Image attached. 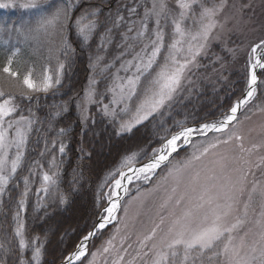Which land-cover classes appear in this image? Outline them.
<instances>
[{
  "label": "trees",
  "instance_id": "16d2710c",
  "mask_svg": "<svg viewBox=\"0 0 264 264\" xmlns=\"http://www.w3.org/2000/svg\"><path fill=\"white\" fill-rule=\"evenodd\" d=\"M52 3L67 2L54 0ZM141 6L138 0L86 1L78 9L71 10L67 29L60 35L56 34V51L37 49L30 40H22L5 31L4 39L8 38L9 43L7 46L0 44V84L10 89L5 96L15 97L22 114H26L33 123L21 165L0 196V245H3L0 247V264H63L97 226L108 201L110 182L106 184L105 178L126 157L143 148H147L144 157L133 164L147 162L153 151L163 144L150 145L162 122L190 118L192 121L187 126L191 127L214 122L246 93L249 53L235 57L227 44L217 43L200 60L199 67L189 73L191 82L182 88L170 105L144 125L128 133L123 132L122 124L128 120L127 115L111 119L104 111V105L110 98L107 89L113 79V68H107L124 52L123 43L128 46L131 11L136 7L139 10ZM263 10L259 8L254 12L255 22L251 29L264 32L261 30L264 26ZM92 11L97 12L99 30L87 43L72 24L81 16L77 14ZM31 14L20 8L0 9V25L5 29L13 24L17 26ZM118 15L123 20H118ZM250 34L235 36L230 42L231 47L244 43ZM16 49L18 53L13 56V70L20 76L14 79L2 69ZM61 63L65 77L48 93H31L28 95L31 99H28L17 91H11L26 72H36L47 66L54 71ZM260 75V81H264V70ZM88 88L94 92V103H87L85 92L87 94ZM257 103H264V83L261 82L256 100L241 112L239 120ZM216 138L218 135H210L195 141L193 146H208ZM61 146L64 147L63 153L59 151ZM193 146L176 156L188 160L195 150ZM45 172L56 180L55 184L49 185L47 193L41 191ZM25 180L28 181L27 196H23ZM152 183L148 186L134 184L129 196L151 187ZM21 198L25 200L23 208L19 207ZM17 211L24 223L25 239L29 242L27 249L19 247V237L15 235ZM110 236L104 231L98 232L89 242L85 261L97 254L95 264H109L108 253H104L103 248ZM37 246L41 253L39 260L33 259Z\"/></svg>",
  "mask_w": 264,
  "mask_h": 264
},
{
  "label": "snow or ice",
  "instance_id": "6c2138e0",
  "mask_svg": "<svg viewBox=\"0 0 264 264\" xmlns=\"http://www.w3.org/2000/svg\"><path fill=\"white\" fill-rule=\"evenodd\" d=\"M78 2V0H77ZM227 0H220L219 4H213L208 7L201 0H176V6L180 10L177 18L172 20L174 33L171 42L167 45L166 54L163 59L160 58L161 50L165 48V34L160 28V18L166 14V0H160L159 10H157L156 0H153L151 10H146L144 19L140 21V28L137 31L136 38L146 41L138 52H134L132 59L122 65L124 72H131V75L121 77L118 73L115 76V83L112 88L114 105L125 104L133 97H137V106L133 120L122 127L131 131L132 127L148 120L153 114L160 112L166 105H170L183 88L185 81L191 82L188 73L194 67H199L197 58L206 54L210 41L219 39L213 33L219 25L216 17L223 11ZM8 3H0V8H7ZM15 6V5H12ZM20 7L30 10L35 17L36 31H45L56 29L58 26L63 31L71 19L70 12L73 4L72 0L67 3L54 4L52 0H24ZM135 13V9H132ZM97 12L92 11L82 14L74 21V26L78 35L87 40L95 31ZM155 16V29L149 34L148 19ZM191 18L195 27L184 26V21ZM118 20H123L118 15ZM31 30V23L29 24ZM129 31L132 28L129 27ZM127 39V37H126ZM65 46L67 42L65 41ZM234 51V50H232ZM13 52L8 58L6 66L2 69L3 73L16 79L20 76L18 71L13 70ZM67 51L65 55H67ZM249 75L247 81L246 93L236 100L227 111L222 113L220 119L203 123L197 127L187 126L183 122H177V130L170 133L167 137H162L164 143L152 153L151 158L141 167H134L135 154L126 158L115 170L111 171L105 178V183L110 182L108 189V205L104 206L103 212L106 215L101 217L98 224L99 229H104L112 223L120 210V193L123 191L128 194L127 184L136 180H149L161 165L168 161L173 153L177 152L180 147L192 144L195 135L206 136L209 132L226 134L225 139L219 137L208 146L193 152L192 156L175 171L179 172L189 168L193 161H198L202 156H206L210 149L218 148L220 144H230L233 140L242 141L243 137L237 132L232 131L230 126L239 123L238 113L240 110L252 101L257 92L258 73L257 69L264 70V39L253 44L248 56ZM64 65L58 66L57 73L54 75L51 71L46 70L43 76L36 80L32 72L24 74L22 83L27 90L32 93H47L55 85L60 83V77ZM264 83V81H261ZM139 93V95H138ZM22 96L31 99L26 93ZM0 196H3L8 186L9 180L17 172L23 159V149L28 141V132L31 130L33 121L22 114L18 105L14 103L15 97L9 95L5 98V92L0 89ZM86 99L92 101V94L89 93ZM30 111V110H29ZM107 111V108H106ZM19 113V115H17ZM14 135H10L13 133ZM238 147L241 153H251L253 149L259 148L260 145H253V149H246L243 143ZM12 149H15L14 159H9ZM60 153L64 152V147L59 148ZM226 159V157H222ZM240 159H244L243 156ZM264 159V158H262ZM244 163H249L244 160ZM260 165H257L259 167ZM239 174L233 179L229 178L224 185L202 186L200 192L195 196L189 197V206L186 207L179 215L175 210L169 212V217L160 216L159 222L155 223L151 230L138 238L140 251L137 257L151 255L150 264H195L197 259L203 258L207 254L210 262L214 264H264V184L253 181L251 190L247 188L249 170L237 169ZM131 173L132 175H129ZM173 172L169 171V175ZM199 174H197L198 177ZM213 179L215 177H212ZM44 183L41 185V191L47 193L49 185L55 184L56 180L53 175L47 172L43 174ZM27 184L25 180V191L23 196H27ZM195 191V189H192ZM175 192V189H173ZM245 193L247 198L244 200ZM260 196V219L256 223L260 226L257 234L258 239L250 242L244 236H239L242 225L247 222L249 209L252 205L253 198L256 194ZM113 196L116 198L113 199ZM63 202V197L61 198ZM171 199V198H170ZM184 199L183 196L176 200L179 205ZM194 201V202H193ZM243 207L241 209V203ZM25 205L24 198H21L19 207ZM167 207V202L161 206ZM240 215L239 213H241ZM125 214H127L125 212ZM168 219L166 228L162 225ZM15 235L19 237V247L27 249L29 242L25 239L24 223L20 218V212L16 213ZM119 231V229H117ZM160 233L159 236L157 233ZM95 232L89 233L84 239L88 240ZM115 237H113V240ZM113 240L107 242L103 252L107 253L116 248ZM149 241L151 246L149 247ZM3 247V245H0ZM131 247V245H129ZM147 249V251H144ZM33 259L39 260L40 248H34ZM87 255V245L81 243L79 249L69 255L67 264H74V261H80ZM97 254H93V260L89 264H95ZM180 258L179 261L177 258ZM123 255L117 254L113 264H122ZM135 258L128 264H134ZM201 264L203 261L201 260Z\"/></svg>",
  "mask_w": 264,
  "mask_h": 264
},
{
  "label": "rangeland",
  "instance_id": "374dc122",
  "mask_svg": "<svg viewBox=\"0 0 264 264\" xmlns=\"http://www.w3.org/2000/svg\"><path fill=\"white\" fill-rule=\"evenodd\" d=\"M65 1L67 2V0ZM86 1L88 0H78V2L77 0H72V4H73L72 9L75 10L78 9ZM23 2L24 0H0V3H8L10 5L7 8H0V9L11 10V9L20 8L24 10V12H29L30 10H26L19 6ZM201 2L206 4V6L208 7H211L213 6V4H219L220 0H201ZM156 3H157V10H159L160 0H156ZM166 3H167L166 14L162 15L160 18V28L165 34V40H164L165 48L161 50V54H160L161 59H163L164 55L166 54L167 45L171 42V39L173 37L174 26L172 24V20L177 18L178 13L180 11L176 6V0H166ZM138 4L142 5L141 8L139 10L137 7L134 8L135 13L131 11L132 21L129 27L132 28V31L128 30V32L130 33L131 40H129L128 46L125 42L123 43L124 52L121 53L119 56H117L116 60L113 61L110 65H108L107 68V70L109 68H113V79L111 80V83L107 89L110 98L104 105V111L107 114V116L110 117L111 119H116L120 115L123 116L127 115L128 120H126L122 124V126L133 120L135 108L137 106V97H133L130 101L127 102V110L125 111V104L114 105L112 103L113 100L112 88L114 86V83L116 82L115 76L117 73L122 78L131 75V72L126 73L122 70V65L125 64L128 60L132 59L133 53L138 52L142 47L143 43L146 42L141 38H136V34L140 28V21L144 19L145 11L151 10L153 0H138ZM259 8L264 9V0H227L225 8L216 17V19L220 23L216 28V30L214 31L213 35L218 36L219 39H214L210 41L209 47L206 50V54H202L200 57L197 58L198 65L200 64V60L207 55L210 48L217 43L227 44L226 46L228 49H230L231 51L234 50L232 51V54L235 57H239L245 52L249 53L251 46L259 42L258 39L264 37V32L251 29L253 27L252 26L253 23L255 22V20H253L254 12ZM82 14L83 13L77 15H82ZM29 19L30 22H28ZM29 19L20 23L17 26H14L13 24L11 27L6 29L3 25H0V44L3 43L6 46L8 45L9 43L8 38L4 39L5 31H8L10 35L14 33L17 37H19L22 40H30L35 44L37 49L40 50L44 49L45 51L48 50L56 51L54 39L56 34L60 35L61 33L59 26L56 29L50 28L48 29L47 32L36 31L37 26L35 24V17L33 16V13L29 15ZM155 19H156L155 16H150L147 21L150 35L152 34V31L156 27ZM30 23H31V30H29ZM72 25L74 26V23ZM184 26L194 28L195 27L194 21L191 18L186 19L184 21ZM98 30H99V25L97 24L95 31L87 40H85V42L89 43ZM261 30H264V26L263 28H261ZM252 32L255 33L256 36L252 35ZM247 33L249 34L251 33L250 34L251 37L245 38L244 43H239V45L231 47L230 42L235 36L240 37ZM14 48L15 47L12 46L13 50ZM15 53L16 54L18 53V49H16ZM12 68H13V63H12ZM195 68L197 67H194L192 70H194ZM46 70L51 71L55 77V74L57 73L58 70V65H56L54 71H52L53 69L51 66L42 67L41 69H38L36 72L34 70H31L33 78L39 80L43 76ZM189 73H188V78H189ZM64 77H65V70L63 68V72L60 77V83L58 85L61 84ZM261 77H262L261 75L258 76L257 90L260 86V82H261L260 80H262ZM187 83L188 82L186 80L183 87ZM58 85H55L52 89L56 88ZM0 89H2L5 92V95L8 93V91H10L9 88L4 87L2 84H0ZM52 89H50L49 91H51ZM11 91H17L18 94H21L23 92L26 93L27 96L32 93L25 88V86L22 83V80L17 86L11 88ZM89 93L92 94V101H93L94 92L90 88L87 89V94L85 92V98L86 96H88ZM39 94H43V92H39ZM2 99L3 98H0V100ZM255 100H256V95L248 105L244 106V109H247ZM87 103H92V102H89L87 100ZM160 112L153 114L148 120L140 124H136L134 127H132L131 131L137 127L144 125L146 122H148L150 119L158 115ZM23 115L27 117L26 114ZM191 121L192 119L190 118H184V119L180 118L177 120H174L173 118L169 122H162L157 132V135L153 138V141L150 145L159 142L164 143L162 137L169 136V134L176 129L177 122H183L184 124L188 125L189 123H191ZM230 128L232 131H235L240 136H242L243 140L242 141L233 140L230 144L227 145L220 144L218 148L210 149L208 154L206 156H202L200 160L193 161L192 165L189 168L183 169L182 171L179 172L175 171V169L183 165L187 160L184 161L179 159V157L176 156L178 155L176 152L172 156V158L166 163V165L156 170L155 174L152 175L149 180L145 181L144 179H140V180H136L135 178L133 179V183L129 184L128 186L129 191L133 187V184L143 183L144 185L148 186L149 183L151 182L153 183L151 187L142 190L141 192H138L137 194H135V196H129V192L127 195L124 194L123 198L120 200V210L117 213L116 219L103 230L104 233H106L108 236L111 235L109 237V240H113V237H115V239L113 240V244H115L116 248L107 252L109 256L108 259L109 264H113V262L117 258V254L124 256V260L122 264H128V262L130 260H133V258H135L134 264H150V261L152 259L151 255L145 256L143 255V253H141V255L137 257V252L140 251L138 245V238H142L143 235L147 234L154 226V224L159 222L160 216H164L170 219L169 212L172 210H175L176 214L179 215L186 207L189 206V197L198 194L202 186L211 187L212 185H216V186L224 185L227 183L229 178L234 179L239 174L237 171H235L237 169H243V170L250 169V174L248 175V183H247V188L249 191L251 190L253 181H257L260 182L261 184H264V159H262L264 158V103L263 104L257 103L256 105H254L253 108L248 109L246 113H244V115L242 116L241 120H239V123H235L234 126H230ZM122 129L123 132L126 133L130 132L124 129L123 127ZM10 135H14V132L10 133ZM213 135L215 136L218 135L220 139L226 138V134L222 135L221 133H213L212 136ZM239 143H243L246 149H253V145H260V147L253 149L251 153H247V152L241 153L238 147ZM198 148L202 149L204 148V145L200 147L197 146L196 144L193 146L192 149H195L194 152H197V154H199L197 151ZM146 150L147 148H143L137 152H134L128 157H131L135 154L134 163H138L144 157ZM24 152H25V148L23 149V153ZM14 154H15V149H12L9 155L10 160L14 159ZM241 156H243L244 159H240ZM222 157H226V159H222ZM244 160H248L249 163L245 164ZM257 165L260 166L257 167ZM169 171H172L173 174L169 175ZM197 174H199L198 177ZM212 177L215 178L213 179ZM12 178L13 176L11 177V179ZM11 179L9 180V183ZM173 189H175V192H173ZM192 189H195V191H192ZM181 196H183L184 199L181 201L179 205H177L176 200ZM115 198L116 197L113 196V199ZM246 198H247V193H245L244 200H246ZM165 202H167V207L162 208L161 206L165 204ZM108 203L109 202L107 201L106 205H108ZM242 207H243V202L241 203V209ZM261 210L262 209L260 207V196L257 193L254 196L252 205L249 209V216L247 218V222L244 225H242L241 230L237 234L238 237L244 236L245 233H247L246 239L249 242L253 239H258L257 234L260 231V226L256 223V221L260 219ZM125 212L127 214H125ZM239 214L242 215V211ZM103 215H106V213L102 211L99 217V221L101 220V217ZM119 217H120V221H119ZM168 219H166L165 224L162 225L163 228L167 227ZM118 221L119 223L117 224ZM111 229H113V231ZM117 229H119V231H117ZM159 234L160 233L158 232L157 235L159 236ZM151 243L152 242L149 241V247L151 246ZM129 245H131V247H129ZM144 251H147V249H145ZM87 254H88V250H87ZM86 257L87 255L84 256L80 261H77V264H89V262L93 260V258H90L85 261ZM179 259L180 258L178 257L177 260L179 261ZM201 260L203 261V264H214V261L210 262L208 260L207 254L203 258L197 259L195 261V264H201ZM189 264H192V262L190 261Z\"/></svg>",
  "mask_w": 264,
  "mask_h": 264
},
{
  "label": "bare ground",
  "instance_id": "6f19581e",
  "mask_svg": "<svg viewBox=\"0 0 264 264\" xmlns=\"http://www.w3.org/2000/svg\"><path fill=\"white\" fill-rule=\"evenodd\" d=\"M257 70H258V69H257ZM192 146H193V145H192ZM161 166H162V165H161ZM158 169H159V168H158ZM129 175H132V174L129 173ZM133 179H134V178H133ZM125 183H126V186L128 187L129 184H127V182H125ZM123 196H124V193H123V191H121V193H120V200L123 198ZM100 222H101V220L99 221V223H100ZM99 223H98V224H99ZM108 225H109V224H108ZM108 225H107V226H108ZM104 229H105V228H104ZM104 229H102V230H104ZM96 230H97V231H102L101 229L98 228V225H97ZM83 243H85V244L87 245V240H84ZM80 245H81V244H80ZM80 245H79V247H80ZM79 247L77 248V250L79 249ZM77 250H76V251H77ZM74 253H75V252H74ZM72 255H73V254H72ZM82 258H83V257H82ZM74 262H76V261H74ZM64 264H67V262L64 263Z\"/></svg>",
  "mask_w": 264,
  "mask_h": 264
},
{
  "label": "water",
  "instance_id": "95a60500",
  "mask_svg": "<svg viewBox=\"0 0 264 264\" xmlns=\"http://www.w3.org/2000/svg\"><path fill=\"white\" fill-rule=\"evenodd\" d=\"M93 232H95V235H96L97 230L95 229ZM95 235L91 236V237L87 240V244L89 243V241H90L91 239H93V238L95 237ZM66 262H67V261H66ZM66 262H65V263H66Z\"/></svg>",
  "mask_w": 264,
  "mask_h": 264
}]
</instances>
